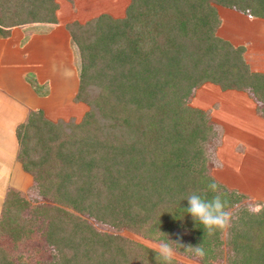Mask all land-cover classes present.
I'll use <instances>...</instances> for the list:
<instances>
[{"label":"trees","instance_id":"obj_1","mask_svg":"<svg viewBox=\"0 0 264 264\" xmlns=\"http://www.w3.org/2000/svg\"><path fill=\"white\" fill-rule=\"evenodd\" d=\"M216 5L264 18V0H128L122 17L100 13L65 24L79 56L74 99L88 110L75 123H52L31 110L15 127L16 160L38 195L84 215L34 207L55 251L44 264H158L155 250L98 231L87 218L169 242L202 264L224 256L230 264H264V203L251 202L261 211L249 213L243 195L211 174L206 145L215 129L204 110L186 102L212 83L248 92L264 113V72L250 71L244 47L216 34ZM56 9L55 0H0V35L19 24L55 22ZM213 180L227 210L236 209L231 226L209 236L186 212L185 197L211 199ZM20 194L8 188L0 208V235L13 244L33 232L20 214ZM198 245L202 257L190 250ZM0 264H17L2 246Z\"/></svg>","mask_w":264,"mask_h":264},{"label":"crops","instance_id":"obj_2","mask_svg":"<svg viewBox=\"0 0 264 264\" xmlns=\"http://www.w3.org/2000/svg\"><path fill=\"white\" fill-rule=\"evenodd\" d=\"M57 10L55 22L19 24L8 27L7 33L0 35V208L8 188L21 190L28 179L30 181L15 157L16 125L25 120L29 111L40 109L46 113L48 106L65 100L76 91L79 56L75 55L77 50L65 28L66 22H59ZM216 11L220 19L216 34L232 45L244 47L243 58L250 71L264 72V18L250 17L220 5H216ZM70 46L72 56L68 52ZM66 57H69V62L73 58L78 60L76 66L69 63L71 70L66 69ZM205 84L198 87L202 99L205 97L203 89H209L204 87ZM223 91L229 93L227 101H213L216 104L214 110L210 109L212 102H209V107H201L209 111L211 124L220 137L217 156L224 169L216 179L227 188L240 192L228 183L237 184L236 180L247 177L250 187L242 188L246 190L245 194L253 196V192L257 195L255 199L264 203V188L257 189V181H264V169L254 167L264 166L261 158L264 157L261 151L264 146L258 151L264 145V113L248 92L236 89ZM213 112H217L216 116ZM230 121L232 127L227 124ZM239 132H242V142L248 148L246 151H238L235 146L241 140ZM248 153L252 155L247 156Z\"/></svg>","mask_w":264,"mask_h":264},{"label":"rangeland","instance_id":"obj_3","mask_svg":"<svg viewBox=\"0 0 264 264\" xmlns=\"http://www.w3.org/2000/svg\"><path fill=\"white\" fill-rule=\"evenodd\" d=\"M55 1L57 3V9H58L57 11H58V17H59L60 23H65V22L68 23L73 20H76L78 22H85L86 20L100 13H107L112 17H122L124 14V9L128 3V0H55ZM252 43L254 44V41H252ZM70 47H68V52H71L70 54L72 56L73 55L72 47L71 48ZM76 54L78 55L77 51H75V55ZM65 62H66L65 65H66L67 70L68 69L71 70L69 63L71 64V66H76L78 64V60L75 58H73L69 62V57H66ZM204 87L209 88V89H205V88L203 89L204 90L203 92L205 94V97H204L205 100L202 99V93L198 92V87H197L192 91V93L190 94V97L187 98L186 102L189 106L202 109L203 107H209L208 106L209 102H212L214 104H212L210 109L212 108L214 110L216 104L213 101H216V99L222 102H223L222 99H224V101H227L228 94H229L228 92H230V90L228 92L223 91L219 89L216 85L211 84V83H206ZM74 93L70 95V97L66 98L65 100L57 104L48 106L45 111L46 113H43L40 109H38L42 113L41 117L48 119L52 123H55L58 121H61L63 123L78 122L80 118L82 117V115L88 110V105L84 101L75 100ZM88 94H91V93H88ZM202 110H204L207 113L208 120L210 121V123H212L211 118L209 117V111L206 109H202ZM216 113L217 112H213L214 115ZM227 124L231 127L233 126L231 121ZM212 127L216 129L213 125ZM238 136L240 137L241 140L238 141L237 144H235V146H237V150L246 151L248 148L242 142V139H243L242 132H239ZM219 139L220 137L218 136L216 132V134L214 133L213 137L209 138L207 145H206V153L212 160V163L209 164V167L212 168L211 174L215 178L218 176V174H222V169H224L222 168V164H220L219 162L220 159L218 160V156H217V149L220 143ZM232 142L233 140H231V143ZM235 142H236V139H235ZM263 146L264 145L260 146L258 151L262 149ZM261 151L264 152V150H261ZM250 155L252 154L250 153L247 154V156H250ZM261 158L264 161V157H261ZM258 163L259 162H257L256 164ZM254 167H256V169L258 170L264 169L263 165H256ZM228 169L230 173V166L228 167ZM253 181L254 180H252V182ZM236 183L237 184H234L233 182H229L228 185L235 186L237 187L238 190H240L239 193H241V195H243L244 197L241 203L245 202L248 205H251V202L257 201L255 199V197H257L255 193L253 192L251 193L253 196L245 194V191H246L245 189L250 187V184L249 185L247 184L249 183V180H247V177L246 179H244L243 177L242 180H236ZM22 187L23 188L21 190H17V191L21 193L20 195L22 196V198L26 200V206L22 209L20 214L26 216V219H28V223H27L28 225L26 226L33 229V232L32 234H29L28 237H23L19 242H16L14 244L9 239V237H7L6 235H0V246L5 248L9 252V254L12 256L13 259L17 260V264H44L48 260L52 259L51 257L53 256L55 251L52 249L51 246L47 245L44 242L42 238V234H40V226L42 224L44 225L45 222L43 221L42 217H40L39 214L38 215L35 214L38 212V210L36 212L34 207L37 206L39 203H41L43 205L65 209L67 211H70L72 214L78 215L82 218L84 215H80L79 213L70 209L69 207L59 204L56 200H51L50 194L45 195V196L38 195L37 190L34 187L33 182L31 181V178H30V181L28 179L26 185H23ZM242 188H245V189H242ZM258 188H261V189L264 188V181H259V180L257 181V189ZM234 208L236 209V207ZM234 208L229 209V211L233 212L235 210ZM25 209L29 210V212L27 211L26 213ZM87 221L93 224L95 229L98 231H105V232L121 235L131 242L142 244L150 249H154L159 244V242L145 238L137 233L131 232L126 229H118V228H113L111 226L102 225L100 223H96L92 221L89 218H87ZM225 236H226L225 234H222L223 240ZM67 252L70 253L68 249H67ZM174 253L175 254H174L173 259L176 260L180 264H202L195 257L185 256L182 253L176 252L175 250H174ZM226 257L224 256V258ZM224 258L223 260L217 263H214V264H230L229 261Z\"/></svg>","mask_w":264,"mask_h":264},{"label":"clouds","instance_id":"obj_4","mask_svg":"<svg viewBox=\"0 0 264 264\" xmlns=\"http://www.w3.org/2000/svg\"><path fill=\"white\" fill-rule=\"evenodd\" d=\"M208 189L214 193L211 199L202 197L197 192L187 195L185 198L188 201V207L185 210L211 236L217 230L223 231L229 228L234 219V213L227 210V201L222 198L223 194L219 191V185L215 180L208 184ZM246 210L251 214H257L261 211V208L259 206L248 205ZM153 250L156 252L158 264H171L175 254L172 244L164 241L159 243ZM190 250L201 257L205 254L204 249L200 245L191 246Z\"/></svg>","mask_w":264,"mask_h":264}]
</instances>
